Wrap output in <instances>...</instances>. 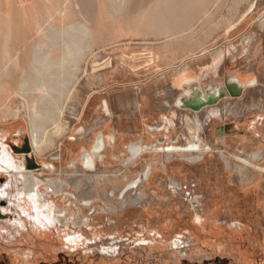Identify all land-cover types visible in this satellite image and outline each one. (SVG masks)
<instances>
[{"label": "rangeland", "instance_id": "obj_1", "mask_svg": "<svg viewBox=\"0 0 264 264\" xmlns=\"http://www.w3.org/2000/svg\"><path fill=\"white\" fill-rule=\"evenodd\" d=\"M4 145L0 264H264V0H0Z\"/></svg>", "mask_w": 264, "mask_h": 264}, {"label": "bare ground", "instance_id": "obj_2", "mask_svg": "<svg viewBox=\"0 0 264 264\" xmlns=\"http://www.w3.org/2000/svg\"><path fill=\"white\" fill-rule=\"evenodd\" d=\"M184 77H185L184 80H188L187 75H185ZM182 79L183 78L181 76V80ZM230 87H231V91H234V92L235 91H242V86L236 80L230 81ZM226 95H230L229 90L224 89V88H218L217 90L212 91L206 97L205 96L200 97V96L190 95V97H188V99L185 100L184 105L187 107L188 106H196L197 108H200L205 104H210V103L220 101ZM44 116L47 117V111L44 112ZM33 135H34V144L36 145L37 141H38V134H36L35 126H33ZM5 145H4L3 152L0 154V171H7L10 174L13 173V175H15V176L17 174L21 175V177L24 178V185H25V190H26V191H20L18 193V198H16L14 205L22 207L23 209H26L25 205H23V201L27 204L29 203L30 205L33 206V209L36 213L34 215V219L36 221L37 226H40V227L49 226L50 227L49 224L53 225V224H55V221H56L55 210L52 208V206L49 205V202L45 198V196L43 195V192H38L39 190H41L40 183H39V181L35 180V178L32 176L33 173L36 172V168H37L36 166H38V163L36 162V160L34 158V150H31L33 146L29 147L30 153H28L29 151L27 150L22 155L21 159L23 158V161L18 162L17 161L18 159H16V156L10 151L9 148L6 147L7 145L6 146ZM103 146H104V143L102 141L96 147V149L94 150V153L96 154V153L101 152L99 150ZM193 150H201L200 143H196ZM29 154L31 156H33V164L29 160ZM87 161H88V164H92L94 162V156L88 157ZM32 165H35V167L34 166L32 167ZM0 175H2V174H0ZM6 193H7V190L3 187V184L0 182V210L4 216H7L9 214L8 206H5L3 204L4 201L6 200V197H5ZM21 194H24L26 197H21ZM26 198H28V200ZM40 198H44V201H41ZM28 210H27V212H28V214H30V212ZM20 219L22 221L23 217L20 216ZM16 224H19V221L17 219L15 221L11 222V225H13V226H15ZM51 228H49V229H51ZM71 236H70V238L72 240L77 239V237H71Z\"/></svg>", "mask_w": 264, "mask_h": 264}, {"label": "water", "instance_id": "obj_3", "mask_svg": "<svg viewBox=\"0 0 264 264\" xmlns=\"http://www.w3.org/2000/svg\"><path fill=\"white\" fill-rule=\"evenodd\" d=\"M4 215L1 213V210H0V217H3Z\"/></svg>", "mask_w": 264, "mask_h": 264}]
</instances>
